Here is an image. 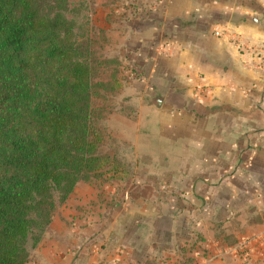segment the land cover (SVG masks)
<instances>
[{"label":"crops","instance_id":"0c3cea01","mask_svg":"<svg viewBox=\"0 0 264 264\" xmlns=\"http://www.w3.org/2000/svg\"><path fill=\"white\" fill-rule=\"evenodd\" d=\"M121 1L136 168L79 184L29 264H246L236 247L264 232V0Z\"/></svg>","mask_w":264,"mask_h":264},{"label":"trees","instance_id":"16d2710c","mask_svg":"<svg viewBox=\"0 0 264 264\" xmlns=\"http://www.w3.org/2000/svg\"><path fill=\"white\" fill-rule=\"evenodd\" d=\"M69 0H0V264H29L58 207L101 168L105 62Z\"/></svg>","mask_w":264,"mask_h":264},{"label":"rangeland","instance_id":"374dc122","mask_svg":"<svg viewBox=\"0 0 264 264\" xmlns=\"http://www.w3.org/2000/svg\"><path fill=\"white\" fill-rule=\"evenodd\" d=\"M69 2L79 24V40L89 43L94 58L101 63L105 62L94 79L93 99V108L99 118L98 127L103 132L101 168L90 183L79 184L89 185L96 192L103 191L105 186L118 188L127 184L128 176L131 178L136 168L138 150H141L144 142L143 126L146 122L143 116L138 122V65L136 60L129 61L124 57L122 1ZM117 10L120 12L117 13Z\"/></svg>","mask_w":264,"mask_h":264},{"label":"built area","instance_id":"2783aa9c","mask_svg":"<svg viewBox=\"0 0 264 264\" xmlns=\"http://www.w3.org/2000/svg\"><path fill=\"white\" fill-rule=\"evenodd\" d=\"M199 90L203 91V88L200 87ZM253 244H264V232L241 241L236 247V254H239L246 264H250Z\"/></svg>","mask_w":264,"mask_h":264}]
</instances>
